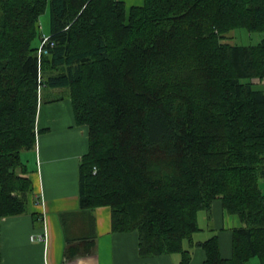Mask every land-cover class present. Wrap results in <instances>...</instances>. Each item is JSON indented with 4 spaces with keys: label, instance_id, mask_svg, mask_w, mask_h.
Instances as JSON below:
<instances>
[{
    "label": "trees",
    "instance_id": "obj_1",
    "mask_svg": "<svg viewBox=\"0 0 264 264\" xmlns=\"http://www.w3.org/2000/svg\"><path fill=\"white\" fill-rule=\"evenodd\" d=\"M48 7L55 44L39 55ZM236 29L261 39L231 43ZM255 79H264V0H144L129 11L123 0H0V264L3 218L28 211L22 153L37 146L46 86L66 88L89 129L79 199L92 235L94 210L110 206L112 229L137 231L141 256L178 252L189 264L184 241L221 199L242 226L229 258L216 234L196 241L204 264H264V88Z\"/></svg>",
    "mask_w": 264,
    "mask_h": 264
},
{
    "label": "crops",
    "instance_id": "obj_2",
    "mask_svg": "<svg viewBox=\"0 0 264 264\" xmlns=\"http://www.w3.org/2000/svg\"><path fill=\"white\" fill-rule=\"evenodd\" d=\"M123 1L128 11L144 3V0ZM37 128L36 148L23 153L33 183V191L28 194V211L3 218L1 264H180L182 255L178 252L141 256L137 231L112 229L110 206L94 210L96 230L92 235L79 199V164L89 148V129L76 123L66 88H43ZM68 211L73 213L65 227L62 214ZM204 218L211 231L205 232L201 227L199 235L185 247L192 255L189 264H204L206 252L195 242L215 234L222 255L231 257L233 230L242 226L240 217L228 212L221 199L214 201L211 214L206 212ZM247 264L261 262L251 258Z\"/></svg>",
    "mask_w": 264,
    "mask_h": 264
},
{
    "label": "rangeland",
    "instance_id": "obj_3",
    "mask_svg": "<svg viewBox=\"0 0 264 264\" xmlns=\"http://www.w3.org/2000/svg\"><path fill=\"white\" fill-rule=\"evenodd\" d=\"M40 24H41V33H42V35H49L50 34V31H51V26H50V9H49V7L41 15ZM260 39H261V35L259 33H257V32L256 33L255 32L254 33H250L246 29H236V30H233L229 34L228 41H230L231 43L249 44V43H258L260 41ZM33 43H34L35 46H40L41 43H42V39L41 38L40 39L37 38ZM252 81H254V80H252ZM255 81L257 82L256 85H258V87L264 88V79L263 80H260V79H257L256 80L255 79ZM26 153H27V151H25L24 155ZM23 158H24V156H23ZM205 213H206L205 210H202V211L199 212V216L200 215L202 216L201 218L198 216L199 225H200V227L204 228L203 231L210 232L211 230H209L208 226L206 225V219L204 218V214ZM195 235H199V234L195 233L194 236ZM189 243L191 244L190 241L185 240L184 241V247H187L189 245ZM253 258H255V260L260 261L258 257H253Z\"/></svg>",
    "mask_w": 264,
    "mask_h": 264
},
{
    "label": "built area",
    "instance_id": "obj_4",
    "mask_svg": "<svg viewBox=\"0 0 264 264\" xmlns=\"http://www.w3.org/2000/svg\"><path fill=\"white\" fill-rule=\"evenodd\" d=\"M49 40H51V38H50L49 35H44L43 36L42 43H41L40 48H39V55H42L45 52V50H47V41H49ZM32 239H36V237L35 236H32ZM39 239L40 240L41 239L43 240L44 238H43L42 235H40L39 236Z\"/></svg>",
    "mask_w": 264,
    "mask_h": 264
},
{
    "label": "bare ground",
    "instance_id": "obj_5",
    "mask_svg": "<svg viewBox=\"0 0 264 264\" xmlns=\"http://www.w3.org/2000/svg\"><path fill=\"white\" fill-rule=\"evenodd\" d=\"M54 44H55V43H54L53 41H51V40L47 41V50H45V53L48 52V46H49V45L53 46ZM157 255H158V254H157Z\"/></svg>",
    "mask_w": 264,
    "mask_h": 264
}]
</instances>
